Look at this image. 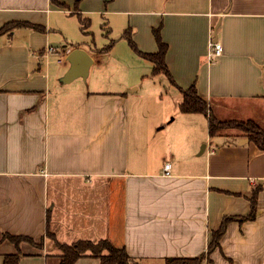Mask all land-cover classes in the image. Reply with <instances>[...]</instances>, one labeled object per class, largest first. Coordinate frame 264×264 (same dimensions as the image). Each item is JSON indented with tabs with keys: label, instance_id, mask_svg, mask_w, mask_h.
Listing matches in <instances>:
<instances>
[{
	"label": "crops",
	"instance_id": "crops-1",
	"mask_svg": "<svg viewBox=\"0 0 264 264\" xmlns=\"http://www.w3.org/2000/svg\"><path fill=\"white\" fill-rule=\"evenodd\" d=\"M61 2L0 0V28L14 21L46 27L0 35V264L17 252L5 233L43 240L42 248L20 245L17 264H60L62 251L48 229L60 243L107 238L144 264H165L168 257L207 252L211 232L227 216L236 219L211 254L213 264H264V190L256 216L239 220L264 183V151L229 131L210 137L208 117L200 113L137 134L132 107L137 96L162 94L164 85L177 102L174 115L182 88L206 98L219 118L264 124V0ZM76 17L107 21L120 35L123 60L129 55L134 67L148 61L147 72L128 73L113 56L114 42L107 52L54 42L55 34L65 35L63 20ZM157 27L175 84L153 74V63L131 44L157 52ZM211 39L223 52L209 62ZM75 48L102 63L103 77L61 82L70 63L59 59ZM100 54L114 62L104 63ZM121 68L127 75L117 77ZM74 264L101 263L82 257Z\"/></svg>",
	"mask_w": 264,
	"mask_h": 264
},
{
	"label": "trees",
	"instance_id": "trees-1",
	"mask_svg": "<svg viewBox=\"0 0 264 264\" xmlns=\"http://www.w3.org/2000/svg\"><path fill=\"white\" fill-rule=\"evenodd\" d=\"M58 6H65L61 0H52ZM83 22V29L88 28L90 25V18H80ZM19 26L32 27L39 31H46V27L42 25H36L29 22L14 21L6 23L0 28V35L12 31ZM129 29L125 34L129 38ZM154 35L158 43V51L154 53H147L139 51L133 41L131 44L137 52L145 59L153 63V74L164 73L168 76L170 82L175 84V80L168 68L166 62V55L168 51V44L163 40L161 36V28L154 29ZM113 42L102 49V52H107L112 47ZM181 89L182 100L179 103L180 111L183 113H200L208 117V130L210 137H216L218 135L227 134L230 129H236L239 131V136L248 138L251 142H254L258 148L264 151V124H261L253 118H247L242 121H232L224 118H219L212 110L209 101L199 94H194L185 89ZM264 190V183L256 186L253 189V195L251 198V212L248 216L240 217L239 220L245 221L247 219H253L256 216L257 200L260 191ZM236 217H225L218 229L211 232V239L208 244L207 252L201 253L197 256L184 257L175 256L165 259V264H202L205 259H208L209 264H213L211 254L217 248L221 247V240L226 232L228 224L235 220ZM47 236L55 241V244L61 249L62 260L60 264H74L78 259L82 257H96L100 260L101 264H141V260L136 257H132L125 247H118L114 245L109 239H101L97 242L88 239H80L71 244L60 243L55 235L48 229ZM4 240H10L16 245L17 252L13 254H7L4 258V264H17L21 257L22 252L20 243L24 240L34 242L33 238L27 235H13L5 233L3 235ZM43 245V244H42Z\"/></svg>",
	"mask_w": 264,
	"mask_h": 264
},
{
	"label": "rangeland",
	"instance_id": "rangeland-1",
	"mask_svg": "<svg viewBox=\"0 0 264 264\" xmlns=\"http://www.w3.org/2000/svg\"><path fill=\"white\" fill-rule=\"evenodd\" d=\"M63 26H66L67 30L65 32V35H62L61 33L55 34V37L58 38L54 42H58L62 40V42H65L68 47L69 46H90V48L93 49V52L96 51L97 48H102L106 47L109 45L111 42H114L115 44V51L113 53L114 57H117L124 67L127 68L128 66V73L131 72H136V75L139 76L142 74V72H147L148 70V65H150V62L145 61V64L138 63H132L131 58L129 55H126V60H123V56L125 52H123V48L121 46H116V43L119 42V37L120 35H117L116 31H111L110 27L112 25H108L107 21H102V18H97V19H91L90 20V25L88 28L83 29V22L80 18H73V19H64L63 20ZM117 30V29H116ZM111 31V32H110ZM66 38V41L64 40ZM64 43V44H65ZM66 45V46H67ZM95 54V53H92ZM95 56V55H94ZM101 56V54H100ZM99 58H102L101 56ZM98 57H95L97 61ZM102 59H104V63L109 64L110 62H114V58L112 56H104ZM102 64V63H101ZM98 62H94L92 64L93 66L90 68L89 74L87 79L84 78H78L81 79L79 81H89V83H92L91 80H95L99 77H103L102 75V70L100 71V65ZM105 66V64H103ZM129 65L132 67L129 68ZM120 68V67H117ZM124 69V68H121ZM120 69V70H121ZM105 70L110 71L109 68L105 67ZM124 73H120L118 70L117 77L127 75V69ZM114 73V71L112 72ZM90 77V78H89ZM160 78H158L156 81H160ZM98 81L94 82L97 83ZM145 84V87L147 86V82H143ZM142 86L141 92H145L144 86ZM159 87L160 84L158 83ZM93 86V85H92ZM165 86L163 85V93L162 94H155V95H142V96H137V98L133 99L132 101V107L135 109L136 113V126L138 127L137 134H139V130H145V129H150V128H162L163 125H167V123L171 125H176L180 123L183 116V112H180V108L175 109V115L170 113L172 112L173 108H177V102L176 100L172 97V94L169 92L168 94L165 93ZM176 115H178L177 120L172 121L173 118H176ZM199 117V115L197 116ZM228 120L232 121H242L244 119L238 118V117H229L225 118ZM167 120V121H166ZM169 124V125H170ZM142 129H141V128ZM150 129V130H152ZM163 132V129H160V133ZM229 132H232L233 134H240L238 130L236 129H230ZM137 136V135H136ZM139 137V136H138ZM50 238V237H49ZM34 242H29V241H22L20 245H24L25 247H28L30 249L34 248H42L43 247V240L41 239L39 242L35 241ZM23 250V249H22ZM21 250V251H22ZM141 264H144V262L141 261Z\"/></svg>",
	"mask_w": 264,
	"mask_h": 264
},
{
	"label": "water",
	"instance_id": "water-1",
	"mask_svg": "<svg viewBox=\"0 0 264 264\" xmlns=\"http://www.w3.org/2000/svg\"><path fill=\"white\" fill-rule=\"evenodd\" d=\"M215 36L216 39H218L217 31ZM57 46L60 45L57 43ZM66 60L70 63V67L66 71V73L62 76L61 78L62 83H70L79 77L86 79L88 77L90 67L94 61L90 53L82 48H75L69 51L66 56ZM245 140L248 141L249 139L245 138Z\"/></svg>",
	"mask_w": 264,
	"mask_h": 264
},
{
	"label": "built area",
	"instance_id": "built-area-1",
	"mask_svg": "<svg viewBox=\"0 0 264 264\" xmlns=\"http://www.w3.org/2000/svg\"><path fill=\"white\" fill-rule=\"evenodd\" d=\"M54 48L51 46L48 49V52H53ZM223 52V48H222V44L218 41H212V39L210 40V44H209V50H208V61L212 62L214 61L217 57H219ZM66 54H63L59 60H64L66 59ZM170 168H171V164H166L165 165V173L166 174H170Z\"/></svg>",
	"mask_w": 264,
	"mask_h": 264
}]
</instances>
